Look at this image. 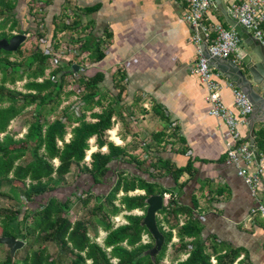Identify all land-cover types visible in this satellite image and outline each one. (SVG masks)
<instances>
[{"label": "crops", "instance_id": "crops-1", "mask_svg": "<svg viewBox=\"0 0 264 264\" xmlns=\"http://www.w3.org/2000/svg\"><path fill=\"white\" fill-rule=\"evenodd\" d=\"M242 1L224 0L229 9ZM95 6L97 10L86 11ZM64 8L72 13L70 24L77 22L78 31L65 37V41L74 44L70 52L83 59L78 64L85 65L82 66L84 74L98 73L104 78L100 85L101 104L108 105L113 93L119 94L121 99L117 106L120 114L109 131L110 141L124 149L125 158H137L138 162L117 159L114 161L116 172H124L127 180L145 179L157 184L166 191L163 195L165 206L174 201L184 209L178 219L175 215L164 216V231H171L173 238L168 250V256L173 254V259L170 256L166 263L178 264L175 258L183 263L189 258L181 250L179 257L175 255L177 245L193 242V239H184L178 243L180 234L175 226L179 224L182 228L191 210L202 233L201 243L206 242L213 264H217V257H235L236 254L240 257L233 264H264V216L253 211L264 198V175L257 192L253 193L238 175V168L228 163L225 145L230 142V135L223 122L210 116L208 90L196 72L199 58L193 41L196 34L184 19L188 12L186 0H53L47 12L50 10L55 15ZM27 17V14L22 15L20 22L25 28ZM206 18L208 22L229 27L214 4ZM79 30L84 33L82 38ZM63 35H56L58 41H62ZM49 38L47 42H51ZM80 39L90 41L92 47L97 44L104 59L93 63L90 53L81 54L77 43ZM246 52L243 42L240 54L244 56ZM63 53H66L64 59L73 57ZM221 78L225 80L221 84L223 102L234 108L235 86L222 74ZM118 85L124 87V92H119ZM71 100L65 106L77 110L79 101L74 97ZM101 107L94 112H100ZM91 112H88V121L94 122ZM262 117L259 116L260 121ZM250 121L247 118V125L239 126L238 133L241 143L252 147L256 158L252 164L241 162L239 169L252 176L259 168L260 157L264 156V125L257 121L253 136ZM91 144H95V139ZM97 151L94 146L88 154L87 163L91 169H94L91 155ZM102 153H108L107 147ZM153 163L158 169L151 165ZM162 164L164 169L160 168ZM168 167L174 170L189 167L180 177L179 186L175 177L165 172ZM110 185L111 180L95 184L89 177L82 176L72 188H60L56 193L66 195L71 189L80 190L79 193L91 189L102 196L110 191ZM122 195L121 192L119 196ZM128 195H144V191L137 189ZM72 198L75 197L71 195ZM71 213L67 221L74 226L81 211L77 215L74 210ZM162 217L158 213L157 220ZM70 228L71 232L75 230Z\"/></svg>", "mask_w": 264, "mask_h": 264}, {"label": "trees", "instance_id": "trees-1", "mask_svg": "<svg viewBox=\"0 0 264 264\" xmlns=\"http://www.w3.org/2000/svg\"><path fill=\"white\" fill-rule=\"evenodd\" d=\"M38 1L41 2L40 12L32 14L33 9L29 8L27 28L21 32L37 36L38 45L35 49L28 52L19 47L15 52H9L0 46V198L5 200V205H0V230L3 238L13 237L25 243L13 257L6 246L0 245V254L4 250L7 253L6 260L0 261V264H44L43 260L48 254L54 264H86L88 260L91 264H114L113 260H116L115 264H164L169 253L168 246L173 242L171 231H164V216L175 215V219H178V214L184 209L173 201L159 212L163 217L157 220V225L165 239L161 249H158L145 227L140 225L137 216L125 215L128 224L113 228L112 217L123 211L146 212L147 198L158 194L163 196L166 191L145 179L127 180L124 172H116L114 161L117 159L127 163L138 162L137 158H125L124 149L110 141L109 131L120 114L117 108L121 103L119 94L113 93L110 103L103 106L100 89L103 76L98 73L84 74L82 65L72 61L56 66L54 51L43 49L41 45L49 44L47 41L52 36L53 25L57 24L59 15H63L67 8L62 13L46 14L44 11L52 5L53 0ZM21 2L0 0V17H11L19 25ZM97 9L95 6L86 11ZM42 22L49 27L39 33V23ZM76 26L77 22L65 24L60 30L61 35L67 31L77 32ZM13 36L0 32V43ZM79 41L80 53H90L93 63L104 59L97 44L92 47L90 41ZM53 43L57 52L63 45L67 55L70 47L74 46L67 41ZM73 65L80 67L78 73L73 72ZM23 81V91L11 88ZM118 86L119 92H124V87ZM71 97L79 101L77 110L72 106L64 107ZM98 106H102L100 112H94ZM90 111L94 122L88 121ZM27 113L30 115L22 124V129L26 128L27 133L21 141H15L21 132L11 136L8 128ZM93 139L98 151L91 155L94 166L91 169L87 157ZM104 147L108 149L107 154L102 153ZM54 161L60 165L56 167ZM151 165L158 169L156 163ZM160 168L165 167L162 164ZM188 170L189 167L175 170L168 167L165 172L172 174L179 186L180 177ZM82 176L89 177L95 184L111 180L110 191L102 196L91 189L82 193L71 189L66 195L56 193L60 188H72ZM137 189L143 190L144 195H128ZM121 192L123 195L119 196ZM71 195L75 197L74 200L70 199ZM22 197H26L27 201L24 202ZM72 208L76 215L82 210L86 213L79 224H74L76 228L71 221H67ZM72 227L80 235L77 233V237L71 240L68 231L69 228L73 230ZM179 227L176 224L175 229L180 234L178 243L184 239H193V242L181 247L177 245L175 255L179 257L181 250L189 258L183 263L179 262V258L174 261L178 264H213L206 242L201 243L202 233L191 210L185 225ZM100 228L106 233L101 246L92 241V238L99 237ZM91 232L95 233L94 237H91ZM142 236L149 237L151 243L141 244ZM33 254L42 261L33 262ZM239 257V254L235 257L223 255L217 257V264H233Z\"/></svg>", "mask_w": 264, "mask_h": 264}, {"label": "built area", "instance_id": "built-area-1", "mask_svg": "<svg viewBox=\"0 0 264 264\" xmlns=\"http://www.w3.org/2000/svg\"><path fill=\"white\" fill-rule=\"evenodd\" d=\"M186 3L188 12L184 19L193 27L196 34L193 39L199 51L196 72L208 90L207 101L211 106L210 116L223 122L230 135V142L225 145L228 163L238 168V175L244 179L253 193H256L261 177L264 175V156L260 157L259 168L252 176L239 169L241 162L252 164L256 158L253 148L241 143L238 133L239 126L247 125V118L252 114L253 106L246 95L236 87L233 89L234 108H229L224 104L221 96V82L225 80L221 78L217 69L210 65V60L204 53L198 29H203L207 38L208 51L212 57L227 59L236 64L238 62L241 64L245 56L240 54L244 41L232 27L207 21L206 14L213 7L214 0H186ZM230 11L232 17L264 46V0H243L234 4ZM253 211L264 216V198Z\"/></svg>", "mask_w": 264, "mask_h": 264}, {"label": "water", "instance_id": "water-1", "mask_svg": "<svg viewBox=\"0 0 264 264\" xmlns=\"http://www.w3.org/2000/svg\"><path fill=\"white\" fill-rule=\"evenodd\" d=\"M214 5L218 7L224 15L226 23L232 27L244 41L247 52L242 59V63L237 65L233 61L212 57L208 51L207 38L202 28H199V34L203 42V50L210 60V65L216 68L225 78L230 81L238 90L246 95L248 101L253 106V112L248 117L252 120L249 123L250 131L255 135L254 127L259 120V116L263 115L264 125V46L256 41L252 34H249L233 17L228 5L224 0H214ZM27 36L25 34H16L10 40L4 39L0 46L9 52H15L22 43L25 42ZM80 67L73 65V72L78 73ZM255 117V118H253ZM165 207L164 197L162 195H153L146 200V212L142 220L141 226H144L147 232L154 238L158 249L164 245L165 239L160 233L157 225V215ZM24 241L13 237L0 238V245L6 246L11 253V257L15 252L24 246Z\"/></svg>", "mask_w": 264, "mask_h": 264}, {"label": "rangeland", "instance_id": "rangeland-1", "mask_svg": "<svg viewBox=\"0 0 264 264\" xmlns=\"http://www.w3.org/2000/svg\"><path fill=\"white\" fill-rule=\"evenodd\" d=\"M40 5H41V2L38 1V0H22V2L20 4V22L22 21V15L29 14V8L33 9L32 10V14L33 13H39L40 12L39 11L40 10ZM62 11L63 10H60L59 13H62ZM64 11H65L64 14H63L64 15V19H63V15H59V17H58L59 19H58L57 24L56 25L55 24L53 25L54 29L52 31L51 42H49V44H42L41 45L43 49H48L49 51H50V49H52L54 51V53H55L54 58H55V64H56V66L58 64H60V63L61 64L68 63L69 61H72V62H75V64H78L79 62H81L83 60L80 55L75 54V53H71V52H70V54L73 57H71L70 59H64V57L66 56L65 55L66 53H63V52H66V48L63 45H62L61 50L59 52L55 51L54 48H53V45H54L53 42L56 41L58 35L60 36L62 34V33H60V30L62 29V27L65 24L69 25L70 22H71L70 21V18H71V14L72 13H70V11H68V8L65 9ZM48 12H50V11H48ZM48 12L47 11H44V13H46V14ZM44 13H42L41 15H43ZM38 18H41V17H38ZM44 18H46V17H44ZM20 22H19V25H17V22L13 18H11V17H4V15H3V17H0V32H5L7 34H14V35H16V34H23L21 32L24 30L25 27H23V24H21ZM39 25H40L38 27V32L39 33L40 32H43L44 30H46L49 27V25L47 23H43V22L42 23H39ZM72 33H75V32L67 31L65 35L61 36L62 37V41H60V42H66L65 39L68 38V36H71ZM83 34L84 33H82V30H81L80 31V34H79V37L82 38ZM25 35L27 36V38H26L25 42L20 45V47H22V50L23 51H28L29 52L30 50L35 49V47L38 45V40H37V36L34 35V34H32V33L31 34H25ZM56 42H59V41H56ZM82 57H85V56H82ZM80 64L82 66H85L83 64V62L80 63ZM76 77H78V76H76ZM74 80H75V77H74ZM77 81H78V79H77ZM23 84H24V81L23 82H18V83H16L15 86H11V88H15L17 90L23 91ZM221 84H222V82H221ZM68 88L69 87H67L66 90ZM72 98L73 97H71L69 99V102L72 101L71 100ZM64 107H66V106H64ZM27 111H30V110H27ZM29 115L30 114L27 113V114L19 117V120L18 121L13 122V123L10 124L8 130H9V134L11 136H13V135L16 136L17 132H19V131L21 132L20 134H17L18 137H16V140L15 141H17V140L18 141H21L22 138L26 135L27 129L26 128H23L22 129V126H23L22 124H24V122L27 121L26 118ZM70 137L71 136H68V138H70ZM94 146L95 145H93L92 147H94ZM91 150H92V148H91ZM88 153L90 154V151ZM54 163H55L56 167L58 165H60V163L58 161H54ZM22 200L24 202L27 201L26 197H22ZM0 205L1 206H4L5 205V200H2L0 198ZM6 205L8 206L7 203H6ZM82 213H85V211L84 210L81 211L80 216L78 218L80 221L82 219H84V217H85L84 215H82ZM72 214L73 213L70 212V215H72ZM125 215H134V216L139 217L140 218V225H141L142 224V220H143L144 215H145V212L143 213V211H140V210H134L132 212H125V211L121 212L119 215L111 218V223H112L114 229L119 228V227H122V226H126L128 224L127 221L124 218ZM72 218L73 217H71V219ZM79 220H76L75 223L76 224H79ZM81 225L83 226V223ZM68 227L69 226H67L66 228H68ZM73 227L76 228V226H73ZM66 231H67V229H66ZM77 233H78L77 231H74L72 233H70L68 231L69 239H71V240L72 239H75V237H77V236H75V235H77ZM93 233L94 232H91V237H94V234L95 233L94 234ZM78 235H80V233H78ZM105 236H106V233L103 232L102 229L100 228L99 237L96 238V239L95 238H92V241L96 242L98 245L101 246L102 245V242H103V240L105 238ZM0 238H3V232L1 230H0ZM150 243H151V240H150L149 237L142 236V238H141V244L147 245V244H150ZM169 249H170V245L168 246V250ZM172 250H174V249H172ZM6 256H7V253L4 250V252H2L0 254V261L6 260ZM170 256H168L167 259L169 257H170V259L171 258L173 259V254L170 255ZM46 257L47 258L43 260L44 264H54L53 258L51 257L50 254L46 255ZM32 258H33L32 261L35 262V263H40L42 261L41 258L38 255H35V254L32 255ZM112 262L115 264L116 263V260H113ZM86 264H91V261L88 260L86 262ZM164 264H167L166 261L164 262Z\"/></svg>", "mask_w": 264, "mask_h": 264}]
</instances>
